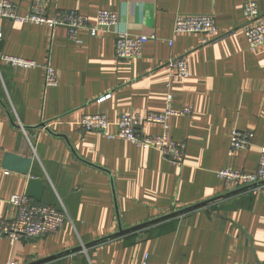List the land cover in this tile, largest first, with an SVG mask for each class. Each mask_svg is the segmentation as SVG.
<instances>
[{
	"label": "crops",
	"instance_id": "0c3cea01",
	"mask_svg": "<svg viewBox=\"0 0 264 264\" xmlns=\"http://www.w3.org/2000/svg\"><path fill=\"white\" fill-rule=\"evenodd\" d=\"M12 1L24 15L34 0ZM42 1L50 14L77 10L91 23L100 9L116 11L120 29L157 39L140 57L119 60L110 32L94 37L83 27L72 39L65 27L0 18V56L41 65L0 62V217L15 215L8 200L26 193L31 178L46 185L37 203L67 212L54 233L14 244L0 238V264H34L73 249L38 264H142L146 254L150 264H264V192L231 193L218 176L228 166L255 172L264 146V45L251 48L243 33L247 0ZM254 1L264 16V0ZM178 13L213 14L226 35L206 41L202 34H174ZM178 57L188 62L187 78L168 66ZM48 61L59 79L45 88ZM169 94L174 110L193 108L168 119L170 137L187 144L182 165L155 148L79 126L86 114H104L116 133L123 114L165 111ZM234 129L253 130L254 145L230 156ZM162 131L152 122L140 128ZM7 153L30 157L29 174L4 167ZM218 196L202 208L77 249L118 232L119 222L127 229Z\"/></svg>",
	"mask_w": 264,
	"mask_h": 264
},
{
	"label": "built area",
	"instance_id": "2783aa9c",
	"mask_svg": "<svg viewBox=\"0 0 264 264\" xmlns=\"http://www.w3.org/2000/svg\"><path fill=\"white\" fill-rule=\"evenodd\" d=\"M243 14L246 23L242 26L243 33L251 48L264 45V16L258 2L247 0L243 6ZM0 18L11 21H21L36 25H46L51 30L56 27H65L70 38L76 39L80 28L87 27L91 36H97L100 31L110 32L115 39V54L119 60L138 58L142 55L144 45L157 39L155 34H133L128 30L119 28V12L100 9L96 14L94 23L89 16L77 10H56L49 13L48 6L42 0H34L29 11L24 15L18 13L17 5L12 0H0ZM174 34L193 33L206 36V41H214L222 38L217 27L216 17L213 14L178 13L174 21ZM0 32V37H2ZM174 43L173 38L169 44ZM0 62L14 68H35L41 66L37 61L24 57L2 55ZM44 86L50 87L58 84L59 73L51 62L44 64ZM168 66L174 70L176 76L187 78L190 76V68L184 57L173 58ZM107 98H101L103 100ZM172 95L167 96V106L163 112H147L140 114H123L116 125L118 130L111 133L109 128L111 121L104 114H86L79 122L84 131H97L109 139H125L139 147L155 148L161 152L163 158L174 165H182L185 160L187 144L183 140H175L170 137L168 119L172 115H190L193 112L191 106L181 110L172 108ZM148 122L158 123L163 126L161 134H143L140 128ZM23 128V125L19 123ZM255 133L253 130L234 129L231 132V146L229 155L232 156L238 150H247L254 145ZM8 173V171H7ZM218 176L224 181L228 191H234L242 187L258 184L252 189L264 192V146L260 147V157L257 170L248 173L241 169L228 166L218 171ZM10 207L15 209L14 216L0 217V238H8L11 243L23 239L40 238L46 234L59 230L67 219L65 209L59 210L53 206L37 203L26 193L13 194L8 200ZM146 254L142 264H150ZM7 264H18L10 261Z\"/></svg>",
	"mask_w": 264,
	"mask_h": 264
},
{
	"label": "water",
	"instance_id": "95a60500",
	"mask_svg": "<svg viewBox=\"0 0 264 264\" xmlns=\"http://www.w3.org/2000/svg\"><path fill=\"white\" fill-rule=\"evenodd\" d=\"M42 126L46 127V124L43 123ZM24 128L26 129L27 126ZM31 164H32V159L30 157H24V156H20L18 154H14V153H7L5 155V158H4V167H6L7 169H10V170H13V171H17V172H20V173H23V174H29L30 172V167H31ZM258 184H255V185H251V186H246V187H242L240 189H237V190H234L233 192L231 193H236V192H240V191H243V190H246V189H252L254 188L255 186H257ZM46 189V185L43 183V180L42 179H36V178H31L28 182V187H27V190H26V194L33 198L34 200L36 201H41L42 200V197H43V194H44V191ZM230 194V193H229ZM220 197H215L211 200H208V201H205V202H201L199 204H195V205H192V206H189V207H186V208H183V209H180V210H176L174 212H171L169 214H165L163 216H160L158 218H155L153 220H150V221H147V222H144L142 224H139V225H136V226H133V227H130V228H127V229H123L120 222H119V231L110 235V236H107L105 238H102V239H99L95 242H92V243H89V244H86L84 246H80L79 248L77 249H81V248H86L88 246H91V245H94V244H98V243H101L103 241H106L108 239H111V238H114V237H117V236H120V235H123V234H126L128 232H132V231H135V230H138V229H142V228H145V227H148V226H151L153 224H157L159 222H162L164 220H167L169 218H172V217H175V216H180V215H183L185 213H188V212H191L193 210H196L198 208H202L204 207L205 205H207L208 203L210 202H213L217 199H219ZM75 249L73 250H68V251H65L63 253H59V254H56L55 256H52L50 258H47V259H44V260H41L37 263H34V264H38L40 262H45V261H48L50 259H53V258H57V257H61V256H65L71 252H73Z\"/></svg>",
	"mask_w": 264,
	"mask_h": 264
},
{
	"label": "bare ground",
	"instance_id": "6f19581e",
	"mask_svg": "<svg viewBox=\"0 0 264 264\" xmlns=\"http://www.w3.org/2000/svg\"><path fill=\"white\" fill-rule=\"evenodd\" d=\"M27 59V58H26ZM36 68V67H35ZM44 80H45V78H44ZM23 129H24V126H23Z\"/></svg>",
	"mask_w": 264,
	"mask_h": 264
}]
</instances>
